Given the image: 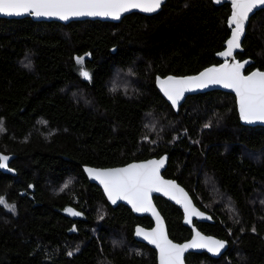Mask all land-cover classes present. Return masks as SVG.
<instances>
[{
	"label": "trees",
	"instance_id": "trees-1",
	"mask_svg": "<svg viewBox=\"0 0 264 264\" xmlns=\"http://www.w3.org/2000/svg\"><path fill=\"white\" fill-rule=\"evenodd\" d=\"M228 12L226 2L165 0L118 21L0 17V151L14 154L16 171H0V197L15 205H0V264H155L154 250L132 237L133 224L151 220L110 206L81 164L161 153L162 175L213 220L194 224L227 241L218 257L187 252L185 263L264 264V125L240 124L233 94L220 89L187 95L174 111L153 82L217 62ZM241 46L243 71L264 69V7ZM153 201L168 236L187 238L180 209ZM66 205L80 215H65Z\"/></svg>",
	"mask_w": 264,
	"mask_h": 264
},
{
	"label": "snow or ice",
	"instance_id": "snow-or-ice-1",
	"mask_svg": "<svg viewBox=\"0 0 264 264\" xmlns=\"http://www.w3.org/2000/svg\"><path fill=\"white\" fill-rule=\"evenodd\" d=\"M163 0H0V14L21 16L28 14L35 17H55L67 21L73 17H111L119 19L122 13L131 9H139L146 13H154L161 8ZM232 12L229 17L231 37L226 41V50L219 55L233 57V51L240 48V39L245 30L249 15L258 7L264 6V0H231ZM85 57H77L81 66L80 75L91 79V74L84 69ZM247 63V62H245ZM26 66H30L26 65ZM243 63H228L220 67H210L197 76L166 79L157 78L158 83L173 106L177 105L186 91L206 88L219 84L235 91L238 98L239 112L242 120L248 123L264 121V72L254 71L243 75ZM208 127V125H205ZM0 130L2 121H0ZM7 156L0 155V168H7ZM164 164V158L146 163L130 164L118 169H85L89 176L98 180L113 203L118 199L127 200L137 212L152 211L157 215L158 226L151 232L137 229V235L143 236L159 250L160 264H183V254L189 248H205L213 254H219L225 247V242L204 237L196 232L192 241L184 244H173L168 240L162 228L158 214L151 205L150 193L164 191L171 194L177 203H183L185 219L191 222L193 216H201L188 200L187 195L174 182L164 181L159 175V169ZM31 187V185L29 186ZM68 184L64 185L67 188ZM63 190V189H62ZM0 205L15 211V205H9L0 197ZM72 215H80L72 209H66ZM72 255V252L68 253Z\"/></svg>",
	"mask_w": 264,
	"mask_h": 264
},
{
	"label": "water",
	"instance_id": "water-1",
	"mask_svg": "<svg viewBox=\"0 0 264 264\" xmlns=\"http://www.w3.org/2000/svg\"><path fill=\"white\" fill-rule=\"evenodd\" d=\"M165 0H163L164 2ZM211 2L214 4V5H218V4H221V3H228L229 5V12L226 16V20H225V23H226V26L228 28V34L227 36L225 37V39L223 40L222 42V47L220 49H218L217 51L214 52V57L216 59H218L217 62L215 63H211V64H207L205 66H203L202 68H200L198 71L194 72V73H189V74H171V73H168V74H165V75H158V74H155L154 76V86L155 88L157 89V91L160 93V95L165 99V101L167 103H169V105L173 108L174 111H177V108H178V105L184 100V98L187 96V95H190V94H195V93H199V92H204V91H208V90H211V89H220V90H223V91H227V92H230L231 94H233L234 96V101H235V108H236V112H237V115H238V121L240 124H243V125H264V121H254L252 123H248V122H245L244 120L241 119L240 117V112H239V104H238V98L236 96V93L234 90L232 89H229V88H225L223 85H219V84H214V85H209L208 87L206 88H200V89H193L191 91H186L184 93V95L182 96V98L178 101L177 105L173 106V104L171 103V101L168 99V97L165 95L163 89L161 88L160 84L158 83V80L157 78L159 77L160 79H166L167 77L169 76H172V77H175V78H184V77H191V76H197L199 75V73H201L202 71H204L205 69L207 68H210V67H220V65L224 64L226 61L228 63H235V62H239V63H243L244 64V67L241 69V72L243 75H249L251 74L252 72L254 71H262L264 72V69H259L257 67H253L247 71H243V69L250 63V60L247 58V57H244V58H237L235 56V53L238 52V51H242V46H241V41L243 39V36L245 34V30H244V33L242 34L241 36V39H240V48L239 49H235L233 51V57H228V58H225L221 55H219V53L223 52L226 50V41L231 37V27L229 25V17L231 15V12H232V6H231V0H211ZM261 7H264V6H258L250 15L249 17L259 8ZM131 11H136V12H139V13H143V14H146V15H149V14H153V13H146V12H143L139 9H131L129 10L128 12H125V13H122L120 18L126 14V13H129ZM157 12V11H156ZM155 13V12H154ZM25 16H28L30 17L31 19L33 20H45V21H48V20H54V21H58V22H61V23H66L70 20H81V19H99V20H106V21H118L119 19H113L111 17H89V16H83V17H73V18H70L69 20L67 21H64V20H60L58 18H55V17H35V16H31V15H28V14H24V15H21V16H7V15H2L0 14V17H4V18H20V17H25ZM249 19V18H248ZM248 23V20L246 21V24H245V28H246V25ZM247 62V63H245ZM0 155H3V156H7L9 159L7 161V165L8 167L7 168H0V171L1 172H4V173H8V174H15L16 171L15 169L9 165V161L14 157V154L13 153H9V152H2L0 151ZM161 158H164V164L163 166L159 169V175L161 177L162 180L164 181H171V182H174L180 189H183V192L187 195V198L188 200L191 201V204L192 206L199 212V213H202L203 215L201 216H193L191 218V222H188L186 221L185 219V210H184V205L183 203H177L176 199H173L172 198V195L169 194V195H166L164 193V191H160V192H156V191H153L150 193V199H151V205H152V208L154 209L155 213L158 214L159 216V219L160 221H162V228H163V231L164 233L166 234L168 240H170L173 244H177V245H184V244H187L189 242L192 241L194 235L196 232H199L202 236L204 237H208V238H212V239H215V240H221V241H224L225 242V247L220 251L219 254H213L212 252H209L207 249L205 248H189L187 249L184 254H183V264H186L185 263V260H184V256L187 252H205L207 255L211 256V257H218L222 252H224V250L226 249L227 247V241L223 238H220V237H217L211 233H205L203 231H201L195 224H194V221H207V222H212V218L210 216L209 213H207L206 211L200 209L198 206L195 205V203L193 202L190 194L188 193V191L180 184L178 183L174 178L172 177H167V176H164L162 175V170L164 169V167L166 166V161H167V154L166 153H161L160 155L158 156H149V157H146V158H143V159H137V160H129L125 163H122V164H117V165H109V166H98V165H91V164H81V170L83 172V174L85 175L86 179L89 181V182H92L94 183L95 185H97L99 187V189L101 190L105 200L107 201V203L110 205V206H115L116 204L118 203H122L124 205H126L130 211L132 212V214H134L135 216H142V215H145L147 216L150 220H151V224L149 226H144L140 223H135L133 224L132 226V237L137 240V241H140V242H143L145 244H147L148 246H150L154 252H155V264H160V256H159V250L157 249V247L154 245V244H151L149 243L148 240L144 239L143 236H139L137 235V229H141L143 230L144 232H151L153 229H156L157 226H158V223H157V215H154L152 211H143V212H137L135 211L131 204L128 203L127 200H123V199H118L116 200L115 203H113L111 200H109L105 190H104V186L96 179L92 178L89 176L88 172L85 170L87 168H91V169H98V170H106V169H118V168H124V167H127L128 165L130 164H139V163H146L148 161H151V160H160ZM154 195H158V196H161V197H164L165 199H167L168 201H170L171 203H173L174 205H176L180 211H181V223L183 225H185L186 227L189 228L190 230V233H189V236L183 240H180V241H176V240H173L172 238H170L168 236V233H167V229H166V224H165V221H164V218L162 216V214L160 213V211L158 210L157 206L155 205L154 201H153V196ZM72 209L74 210L75 212L78 213V211L76 209H74L73 207L69 206V205H66L62 208V212L65 214V215H70V216H77V215H72L71 213L67 212L66 209Z\"/></svg>",
	"mask_w": 264,
	"mask_h": 264
}]
</instances>
